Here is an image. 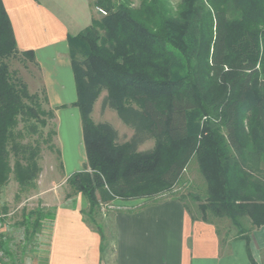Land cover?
<instances>
[{"label":"trees","instance_id":"16d2710c","mask_svg":"<svg viewBox=\"0 0 264 264\" xmlns=\"http://www.w3.org/2000/svg\"><path fill=\"white\" fill-rule=\"evenodd\" d=\"M90 6L105 14L67 39L86 154L84 169L66 180L74 195L85 200L88 216L100 202L154 203L194 159L205 182L203 200L194 197L203 201L202 218L227 219L248 243L247 233L264 226V0H179L175 6L170 0H95ZM19 54L34 62L32 52L17 50L0 0L1 223L10 177L20 193L36 189L41 142H24V132L40 134L46 117L55 116L43 108L44 91L43 99L30 94L11 72L8 62ZM103 90L120 118L154 140L151 150L118 144L109 125L91 120ZM46 216L53 213L23 214L27 245ZM86 222L103 251L101 226ZM3 239L11 241L0 232V264H23ZM45 252H34L31 261L42 264Z\"/></svg>","mask_w":264,"mask_h":264},{"label":"crops","instance_id":"0c3cea01","mask_svg":"<svg viewBox=\"0 0 264 264\" xmlns=\"http://www.w3.org/2000/svg\"><path fill=\"white\" fill-rule=\"evenodd\" d=\"M1 1L17 50L33 53L35 71L30 80L36 84L34 92L44 91L57 118L62 171L67 180L86 165L67 39L90 25V2ZM70 136L78 145L82 142L83 158L69 161ZM82 200L85 201L77 195L54 205L46 252L41 253L45 258L42 264H111V258L114 264H250V259L264 264V226L248 234V243L236 234L226 240L215 223L220 218L208 214L204 220L201 213L192 210L193 204L176 196L132 209L123 204L112 211V232L110 238L103 232L104 249L100 252V235L86 222ZM202 202L196 201V208Z\"/></svg>","mask_w":264,"mask_h":264},{"label":"rangeland","instance_id":"374dc122","mask_svg":"<svg viewBox=\"0 0 264 264\" xmlns=\"http://www.w3.org/2000/svg\"><path fill=\"white\" fill-rule=\"evenodd\" d=\"M58 1L64 4V2L67 0ZM93 1L95 0H89L90 3ZM178 1L179 0H170L173 6H175ZM133 3L138 5L139 0H133ZM91 8L92 17L99 18L101 15L100 11L95 7ZM77 58L80 59L81 57L77 56ZM8 65L11 72H13L17 78H20L26 85L28 83L29 87L27 85V88L30 94H38L40 99H43L44 94L42 90L34 92L36 84L33 82V80H30L33 77L35 71L30 59L19 54L11 58L8 62ZM106 96L107 93L105 90H103L94 101L90 113L91 120L95 124L109 125L115 132L116 143H132L136 152H147L151 150L154 145V140L150 138L146 132L140 128L139 125H137V123L130 121V119L129 121L131 123H126L122 118H120L116 111H114V109L109 106ZM43 108L49 109L50 106L49 104L46 105L43 102ZM46 121L47 125L38 129L40 134L30 136L26 131L24 132V142L33 140H40L41 142V151L38 159L40 173L36 182V189L30 190L27 193H20L18 191L17 184L13 178L10 177V180L3 190L1 196V203L6 204L7 206V215L4 217V221L2 223L0 222V232L3 233L5 238L7 237L11 239L10 243H8L6 239H3L4 243L6 244L5 248L9 247L14 253L18 254L17 259L18 261L19 259L22 260L23 264H30L31 262V264H34L35 262L31 261V259L35 253H37V251L42 252L46 249L45 246L49 233L48 223L51 221V218L46 216L43 220L41 232L37 238H35L37 241L32 239L30 241L31 244L27 245V243L24 242L26 238L24 233L25 229L19 225L23 214L34 211L36 208L53 213L54 205H58L59 202H68L69 200H72L74 196L79 195H74L70 186L67 184L66 177L62 171V151L57 134V118L55 116L53 119H48L46 117ZM20 127L21 126H19L18 129H20ZM54 129L56 130V134L52 135V131ZM68 141L72 142L67 153L69 161H74L78 157L83 158L84 150L82 142L81 146L78 145V143L75 142L77 140L71 136L68 138ZM69 169H71L70 165ZM204 193L205 182L199 173L196 161L192 159L186 169L182 172L179 182L176 183L170 191L160 195L162 198H159L158 200L172 198L174 196H182L185 203L191 205L193 204L192 210L198 214V212L200 213V210L195 206L196 200L194 197L197 195L203 200ZM83 202V210L86 211V214L84 213V217L88 221L93 219L96 224L100 225L105 235H109L108 238H110V233L112 232V211L121 209L123 204H125V206L126 204H128V206L130 205L131 209L142 204L141 201L133 200L100 202V207L95 209L92 216H88L87 203L85 201ZM215 223L224 239L230 240L231 238L235 237L237 230L229 223L227 219H215ZM244 227L248 229L249 224L244 223ZM110 260L111 264H114L113 258Z\"/></svg>","mask_w":264,"mask_h":264},{"label":"built area","instance_id":"2783aa9c","mask_svg":"<svg viewBox=\"0 0 264 264\" xmlns=\"http://www.w3.org/2000/svg\"><path fill=\"white\" fill-rule=\"evenodd\" d=\"M101 14H105L102 10H99Z\"/></svg>","mask_w":264,"mask_h":264}]
</instances>
